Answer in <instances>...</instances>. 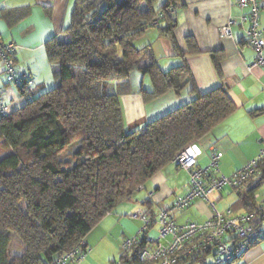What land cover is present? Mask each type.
Segmentation results:
<instances>
[{
	"label": "trees",
	"instance_id": "trees-1",
	"mask_svg": "<svg viewBox=\"0 0 264 264\" xmlns=\"http://www.w3.org/2000/svg\"><path fill=\"white\" fill-rule=\"evenodd\" d=\"M158 1L75 0L67 26L44 46L57 83L36 91L19 86L25 103L0 119V144L8 151L0 158V264H48L234 111L224 86L204 93L192 87L187 103L124 130L119 96L131 72L151 80L144 100L192 82L185 62L163 71L149 45L135 44L156 11L179 0ZM165 35L176 49L172 32ZM186 42L190 53L199 52L191 37ZM210 55L219 72L218 54ZM261 176L256 182L264 178V160ZM254 187L239 189L248 209ZM13 238L19 252L11 256Z\"/></svg>",
	"mask_w": 264,
	"mask_h": 264
},
{
	"label": "crops",
	"instance_id": "crops-1",
	"mask_svg": "<svg viewBox=\"0 0 264 264\" xmlns=\"http://www.w3.org/2000/svg\"><path fill=\"white\" fill-rule=\"evenodd\" d=\"M74 1L0 0V41L13 42L16 46L14 59L18 86V83L13 85L4 79L0 66V89L10 111L25 103V96L19 88L21 84L36 91L50 89L57 83L44 46L49 39L59 36L61 29L69 23ZM161 3L162 0L158 1L157 6ZM176 5L174 15L147 29L135 44L137 47L149 45L163 71L185 62L192 82L179 93L170 90L144 100L143 90H151V80L134 70L129 76L127 92L119 96L123 127L127 132L139 129L187 103L194 97L192 87L204 93L222 85L235 109L211 131L195 140V144L200 150L197 157L199 166L208 164L212 151H219L222 153L219 172L229 176L254 158L264 145V65L253 66L255 52L245 41L247 24L239 21L243 10L235 0H179ZM13 9H19L21 14H11ZM229 18L237 22L231 26V37L226 38L220 35L219 28ZM259 27L264 29V10L259 15ZM168 31L172 32L176 49L165 35ZM188 37L195 41L198 53H190L186 42ZM212 52L218 54L219 72L211 58ZM187 181L188 172L168 162L137 188L129 199L118 203L90 229L83 237L86 246H96L98 239L95 238H118L121 245L125 237L133 236L141 226L140 220L128 217L129 212L148 211L156 218L161 210L171 206L177 195L184 192L183 185ZM250 185L251 188L255 186L254 192L261 193L264 191V178ZM244 190L223 187L212 195V199L215 204L229 199L230 204L226 208L248 210L240 204V193ZM174 215L178 224L204 222L211 217L212 210L207 202L196 199L188 208ZM155 225L156 222L150 229ZM209 257L212 256L205 258V264H208ZM201 261L182 264H203ZM238 263L264 264V240L251 245Z\"/></svg>",
	"mask_w": 264,
	"mask_h": 264
},
{
	"label": "built area",
	"instance_id": "built-area-1",
	"mask_svg": "<svg viewBox=\"0 0 264 264\" xmlns=\"http://www.w3.org/2000/svg\"><path fill=\"white\" fill-rule=\"evenodd\" d=\"M243 10L239 16L246 23L245 41L254 50L253 66L264 65V29L259 27V15L264 10V0H235ZM177 12V5L170 4L156 11L149 21L150 27L159 25V21ZM237 22L234 18L220 26L221 36L231 37V26ZM15 44L0 41V66L8 83H18L15 68ZM10 112L4 103L0 89V119ZM200 155L195 141L177 151L171 162L188 172V181L184 183V192L177 195L168 209L161 210L157 217L148 211H139L131 217L141 221V226L131 237H125L121 243L122 254L112 264H182L201 263L208 256L213 260L208 264H239V259L254 243L264 240V191L254 192V207L235 211L231 207L223 211L217 209L212 195L223 187L241 189L261 176V162L264 160V145L258 154L246 162L231 175L219 172V160L222 153L212 151L208 164L199 166ZM141 187V186H140ZM152 192L149 193V196ZM196 199H202L212 210V215L204 222L186 221L178 224L175 212L188 208ZM156 222L157 234L152 238L148 231ZM88 253L83 239L69 250L57 254L48 264H81Z\"/></svg>",
	"mask_w": 264,
	"mask_h": 264
},
{
	"label": "rangeland",
	"instance_id": "rangeland-1",
	"mask_svg": "<svg viewBox=\"0 0 264 264\" xmlns=\"http://www.w3.org/2000/svg\"><path fill=\"white\" fill-rule=\"evenodd\" d=\"M16 68V66H15ZM4 79L5 76L3 75ZM13 85H16L15 83H10ZM10 113V112H9ZM8 113V114H9ZM1 143V141H0ZM8 153L6 149H4L1 144H0V158ZM68 152L62 154L61 160H66L67 159ZM140 187V186H139ZM138 187V188H139ZM233 196V195H232ZM229 199H223L219 202H216V207L218 210L223 211L227 206H229L230 202ZM132 212L128 213V217L132 218L130 215ZM139 221V220H138ZM140 227V226H139ZM138 230V229H137ZM149 235L154 238L157 234V225L153 226V228L149 229ZM97 241V245L93 246L89 244L87 246L88 248V253H87V258L84 260L82 264H112L113 261L119 260L122 250H121V245L119 243L118 238H95ZM19 240L17 238H13V243L10 248V255L13 256L15 254H18L19 252ZM213 260L212 257H209L206 261V263H211Z\"/></svg>",
	"mask_w": 264,
	"mask_h": 264
}]
</instances>
